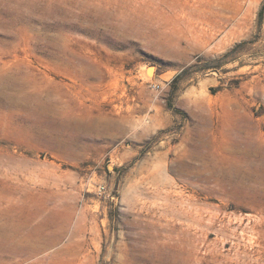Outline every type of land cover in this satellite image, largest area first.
Masks as SVG:
<instances>
[{
    "label": "rangeland",
    "instance_id": "374dc122",
    "mask_svg": "<svg viewBox=\"0 0 264 264\" xmlns=\"http://www.w3.org/2000/svg\"><path fill=\"white\" fill-rule=\"evenodd\" d=\"M264 0H0V264H264Z\"/></svg>",
    "mask_w": 264,
    "mask_h": 264
},
{
    "label": "trees",
    "instance_id": "16d2710c",
    "mask_svg": "<svg viewBox=\"0 0 264 264\" xmlns=\"http://www.w3.org/2000/svg\"><path fill=\"white\" fill-rule=\"evenodd\" d=\"M263 12H264V5L261 8L260 12H259V20L261 21L262 17H263Z\"/></svg>",
    "mask_w": 264,
    "mask_h": 264
}]
</instances>
